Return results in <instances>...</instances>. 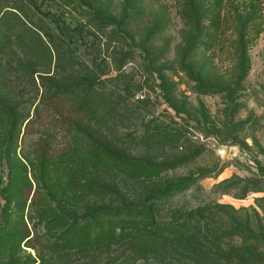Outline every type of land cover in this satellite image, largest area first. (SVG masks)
<instances>
[{
	"label": "rangeland",
	"instance_id": "374dc122",
	"mask_svg": "<svg viewBox=\"0 0 264 264\" xmlns=\"http://www.w3.org/2000/svg\"><path fill=\"white\" fill-rule=\"evenodd\" d=\"M76 1L85 19L99 27L98 37L87 33V46L76 50L90 76L70 71L68 64L67 74H56L54 59L48 68L39 54L34 66L13 45L0 53V112L18 101L17 110L31 117L48 95L39 75L51 90L50 83L80 93L85 83L95 82L91 109L71 123L75 131L67 129L62 107L59 120L47 129L24 131L23 122L8 148L3 143L9 125L0 115L1 185L7 182V162L20 166L24 155L37 153L41 139L47 156L63 164L75 158L68 146L90 144L109 163L97 164L91 176L112 193L105 201L91 198L90 207L138 203L151 195L147 190H166L162 220L169 221L175 210L204 207L209 217L202 227L210 229L205 233L220 239L226 252L236 250L231 264H264V0ZM65 151L67 158L61 155ZM131 162L158 168L135 178ZM27 172L30 179L28 167ZM183 179L185 186H172ZM34 186L20 194L24 209L15 198L6 206L7 194L0 191V264H66L48 247L58 241L51 234L62 224L50 231L35 224L39 212L29 208ZM9 219H15L16 229L1 230ZM114 254L66 259L67 264H196L181 252L148 260L123 255L111 263Z\"/></svg>",
	"mask_w": 264,
	"mask_h": 264
},
{
	"label": "trees",
	"instance_id": "16d2710c",
	"mask_svg": "<svg viewBox=\"0 0 264 264\" xmlns=\"http://www.w3.org/2000/svg\"><path fill=\"white\" fill-rule=\"evenodd\" d=\"M85 16L86 11L76 0H0V53H6L8 48L14 45L18 49L17 53L28 57L34 66L39 54L48 68L54 59L56 74L60 70L67 74L68 64L69 70L74 73L85 70L81 76L88 78L91 72L87 69L88 63H85L76 50L81 48V44L87 46L84 40L87 33L98 37L96 32L99 31V27H94L96 25H93L92 20L85 19ZM36 19L40 22H36ZM39 78L40 86L45 88L48 95L39 99L37 105L42 106L39 108L36 105V111L31 117L17 110L18 101L13 107H6L4 112H0L9 125L7 141L3 143L4 148L9 147L12 132L23 122L24 131L32 130L34 127L47 129V126L50 127L59 120L62 107L63 114L70 123L67 129L71 131L76 128L71 123L79 119L77 115L90 111V104L94 101L97 91L95 82L85 83L86 89L79 93L70 85L50 83L53 87L51 90L46 86L45 77L39 75ZM43 141L44 139L38 141L37 153L34 152L32 157L24 155L25 161L20 162V166L15 167L7 162V182L1 185L0 176V191L7 194L4 203L6 206L15 198L16 204L24 209L27 202L20 198V194L25 186L31 191L32 183L35 185L29 203L31 212H39L35 224H42L49 231L57 223L62 224L60 230L51 234L56 236L58 241L48 243V247L63 256L66 264V258L69 259L71 256L83 260L89 257L99 258L102 255L110 256L112 252L115 254L114 257H109L111 263L118 262L123 255H127L126 258L129 260H148L171 252H181L196 264H231L236 250L232 248L226 252L220 244V239L214 241L208 237L210 229H204L201 223L204 221L206 224L209 217L204 207L183 213L175 210L171 212L169 221L162 220L159 212L163 210L162 202L166 199L162 196L167 191L157 189L147 190L151 191V195L138 203L90 207L91 198L98 197L105 201L112 194L107 187L97 183L91 176L93 167L97 164L103 166L108 161L104 162L101 154L89 146L90 144L86 146L85 143H74L67 149L74 151L75 158L72 156L70 160L72 162L65 164L62 160L56 162L57 159L47 156ZM67 151L61 154L65 155V158L69 157ZM131 163L134 166L131 169L132 173L138 171V174H134L135 178H138L140 173H145L146 178L152 173V169L158 168L153 164ZM54 164L57 169L64 171L51 169ZM111 164L120 166L118 162ZM27 167L30 179L27 177ZM16 174L24 176L26 181L28 180L27 185L19 183V176ZM186 181L180 180L172 186L183 187ZM41 189L44 191L42 194ZM70 203L72 209L68 207ZM82 204L84 211L80 212ZM54 210L57 213L51 215L49 212ZM17 217L18 213L14 218ZM14 220L5 221L3 225L6 226L1 230L6 231L13 227L15 230ZM214 232L217 230L214 229ZM119 249L121 251H118Z\"/></svg>",
	"mask_w": 264,
	"mask_h": 264
}]
</instances>
